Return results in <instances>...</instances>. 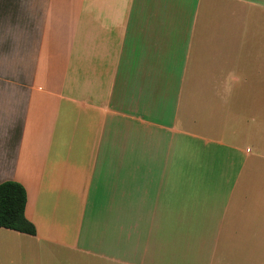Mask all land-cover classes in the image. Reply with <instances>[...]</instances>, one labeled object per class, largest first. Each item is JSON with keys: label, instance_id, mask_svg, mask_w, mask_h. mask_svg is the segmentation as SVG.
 I'll use <instances>...</instances> for the list:
<instances>
[{"label": "crops", "instance_id": "obj_1", "mask_svg": "<svg viewBox=\"0 0 264 264\" xmlns=\"http://www.w3.org/2000/svg\"><path fill=\"white\" fill-rule=\"evenodd\" d=\"M0 264H264V0H0Z\"/></svg>", "mask_w": 264, "mask_h": 264}, {"label": "trees", "instance_id": "obj_2", "mask_svg": "<svg viewBox=\"0 0 264 264\" xmlns=\"http://www.w3.org/2000/svg\"><path fill=\"white\" fill-rule=\"evenodd\" d=\"M27 192L23 185L9 181L0 184V227L36 235V228L26 217Z\"/></svg>", "mask_w": 264, "mask_h": 264}]
</instances>
